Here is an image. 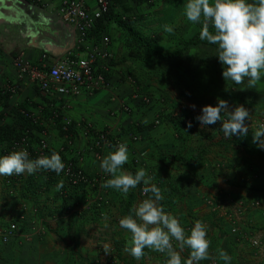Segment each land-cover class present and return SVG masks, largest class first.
Returning <instances> with one entry per match:
<instances>
[{
	"label": "crops",
	"instance_id": "crops-1",
	"mask_svg": "<svg viewBox=\"0 0 264 264\" xmlns=\"http://www.w3.org/2000/svg\"><path fill=\"white\" fill-rule=\"evenodd\" d=\"M60 2L61 0H0V89H5L8 84L19 85L15 95L4 97L5 100L0 96V131L5 136L10 134L9 138H12L23 129H28L35 138H39L40 132L45 130L50 156L53 152L59 153L64 144L60 121L56 124L48 121L52 111H57L60 118H69L71 121L75 149L83 150L93 139L91 135H84L81 128L83 122H91L98 130L110 128V137L122 141L128 148L129 159L123 165V170L133 174L140 168L146 170L148 176L152 177V184L161 190L163 200L160 203L166 212L179 219L185 235L190 234L196 220H201L206 225L210 258L201 260L199 264H208L213 258L219 264H225L218 256V249L227 251L231 257L230 264H263L254 258L251 250H245L234 243L229 235L230 223L227 216L213 213L207 201L211 200L220 210L222 208L217 204L221 203V199L228 205L233 200H259L264 208V159H252L244 153L234 151L239 154L238 158L231 156L229 152H223L219 141L210 139L214 136L213 130L207 125L201 126L196 113L202 109L200 103L213 105L218 103V98L223 97L231 102L235 94L244 100L242 102L251 104L247 108L251 110L250 113L263 112L264 76L253 88L248 86V78L242 84H235L231 80L226 82L222 76L224 66L217 56L218 45L201 39L202 24L187 20L184 14L187 0H184L179 5L183 13L175 16L172 22L167 17L160 19V23L165 22L166 25L176 24L177 30L172 27V33L165 32L156 36L158 40L163 37L170 40L168 45L171 48L168 50H162L157 43L160 50H183L182 57L168 59L176 60L178 65L158 73V78L155 77L157 79L149 77L147 73L150 69L145 61L129 55L125 34L117 28L115 22L119 17H124L136 26L139 19L133 12L140 4L132 0H112L111 11L99 25V29L109 36L110 49L114 55L112 69L107 76V88L92 95L45 98L27 80L19 82L12 62L14 56L22 54L33 64L38 63L42 57L54 63L75 49L77 32L58 16ZM162 4L165 7V3ZM209 30L214 32L211 27ZM98 34L95 32L97 39L100 37ZM195 39L205 44L191 45ZM162 84L181 88L179 92L182 97L177 94L173 96L175 105L182 103L180 99L183 98L200 105L193 108L192 104H188L190 110L184 109L194 117V134L190 137H179L170 121L172 116L164 113H174L176 108L169 109L168 104H163L165 100L162 103L158 100L155 86ZM195 89L197 94H188ZM145 93L151 97L149 105L140 104L133 99V95L145 96ZM196 95L199 98H195ZM126 106L130 108L128 112L124 111ZM21 112L40 118L39 124L23 123L21 118L24 116ZM156 116L161 117V124L153 127L152 121ZM131 132H140V142L130 144L128 133ZM195 136L198 138L194 139ZM214 141L217 147L212 144ZM260 149L264 151L262 147ZM114 150L112 144L106 147L102 159ZM219 150L221 154L218 153ZM59 155L62 161L74 160L72 152L66 151ZM36 158L32 156L30 159ZM102 159L95 160L89 152L79 165L89 174L105 173L100 167ZM244 160L248 161L245 166L242 163ZM107 175L110 179V174ZM59 182L58 177L44 169L31 175L24 173L18 177L0 176V233L13 223L18 230L4 248L0 246V259L3 258V262L166 264V254L163 256L145 248L143 258L136 260L125 251L127 238L130 236L127 230L120 227L119 220L126 216L122 211L127 201L132 199V209L136 207L138 189L145 185L141 183L131 188L126 197L116 189L106 188L107 203L100 217L86 210H80L78 215L70 213V208L82 207L92 192L77 191L70 198L63 199L61 192L64 183L62 188L56 190ZM66 213L71 217L64 215ZM248 218L251 225L264 234V213L252 209ZM172 243L180 252L184 264L190 253L184 251V248L181 250L178 241L173 240ZM105 245L110 254L105 253Z\"/></svg>",
	"mask_w": 264,
	"mask_h": 264
},
{
	"label": "clouds",
	"instance_id": "clouds-1",
	"mask_svg": "<svg viewBox=\"0 0 264 264\" xmlns=\"http://www.w3.org/2000/svg\"><path fill=\"white\" fill-rule=\"evenodd\" d=\"M146 4L149 3L146 2ZM184 14L188 21L202 24L203 30L200 33L202 40L218 45L217 56L224 66L222 73L224 80L242 84L244 79L248 78V86L255 87L264 76V0H253V2L249 0H187ZM163 27L165 32H173L171 26ZM210 27L214 29V32L209 30ZM192 107L195 108V105ZM201 111L202 114L196 117L201 126L222 121V130L229 138L234 134L244 136L248 133V125L245 122L249 121L250 111L243 105H236L230 109L226 100L218 98L216 106L206 105ZM222 114L227 118L222 120ZM191 126L189 122L188 127ZM249 131H254L253 141H259L258 146L264 147V125L256 131L253 129ZM128 159L127 145L120 143L100 163L101 169L111 176L102 183V188L116 189L126 197L131 188L142 183L145 185L143 193L146 196L151 193V196H147L132 209L133 214L123 216L119 220L120 227L131 234L125 251L136 260H140L144 256V249L147 248L166 254V264H182L181 254L172 243L176 240L181 250L185 246L190 249V256L184 264H198L201 260L209 259L210 240L207 238L206 225L201 220H196L190 234L186 236L179 219L166 212L160 203L163 200L161 190L152 184V177L148 176L146 170L140 168L135 174L123 170V165L128 162ZM64 168L65 164L56 152L50 156L44 155L30 159L27 150H15L0 157V176L24 173L31 175L40 169L59 175ZM62 187L61 181L57 184L56 190ZM0 243H2L1 240ZM104 251L110 254L107 245L104 246ZM217 251L219 258L225 261V264H230L231 257L227 251L223 249Z\"/></svg>",
	"mask_w": 264,
	"mask_h": 264
},
{
	"label": "built area",
	"instance_id": "built-area-1",
	"mask_svg": "<svg viewBox=\"0 0 264 264\" xmlns=\"http://www.w3.org/2000/svg\"><path fill=\"white\" fill-rule=\"evenodd\" d=\"M153 1L155 0H148L147 2L153 4ZM111 9L112 0H93L92 4L91 0H61L57 14L64 23L76 30L75 49L68 52L62 60L54 63H50L46 57H42L38 63L33 64L28 62L22 54H17L13 58L12 65L16 70L19 82L27 80L35 85L40 95L45 98L54 96L76 97L81 94L92 95L106 89L108 86L107 76L112 69L114 55L110 49L109 36L102 33L97 39L94 32L98 21L109 13ZM18 90L19 85L17 83L8 84L5 89H0V95H8L10 97L15 95ZM133 99L144 102L146 105L151 103V97L149 96L135 94ZM129 110L128 106L124 108L125 112ZM21 114L28 122L39 124L40 118L31 113L21 112ZM201 114V110L196 113L198 116ZM193 118V116L189 115V118H186L187 122L192 123ZM226 118V116H221L222 120ZM48 121L52 124L60 121L64 144L59 153L72 152L74 160H63L65 168L59 175L52 171L47 172L55 175L60 182L64 183V188L61 192L63 199L70 198L69 196L75 195L74 193L77 191L88 190L92 192L91 199L86 201L82 207L71 208L70 212L73 215H78L80 210H86L102 217L101 213L107 203L105 198L107 189L102 188L101 185L109 179L108 175L103 172L89 174L79 164L83 162L84 156L89 152H91L95 160L100 161L103 150L106 147L111 146V144L116 147L123 142L110 137V128L105 127L98 130L91 122H83L81 128L84 135H91L93 139L83 150L75 149L69 118H60L57 111H52ZM245 123L248 125V131L252 129L256 131L261 125H264V116L258 119L249 118V121ZM160 124V116L154 117L152 126L157 127ZM215 124L222 129V121H217ZM128 138L131 145L137 144L141 140V136L135 132L128 133ZM0 148L1 157L15 150H27L29 158H32V156L37 158L44 155L49 156L50 152L45 130L40 132L39 138H35L28 129H23L18 136L11 138L9 141L6 139L0 140ZM13 177H18V175H13ZM143 188L141 186L138 189L136 206L149 196V193L147 196L143 193ZM207 204L211 205L213 213L220 215L219 208L215 207V203L209 200ZM229 206H231L229 213H225L230 223V237L234 239V243L243 249L251 250L254 258L264 264V234L252 226L248 218L252 209H258L264 213L262 202L259 200L249 202L233 200V202L230 201ZM97 208L99 211L95 212ZM16 232L17 227L13 223L7 230L0 233L1 242L7 243ZM188 250L186 252L190 253L189 248ZM208 264L219 263L216 258H213Z\"/></svg>",
	"mask_w": 264,
	"mask_h": 264
},
{
	"label": "rangeland",
	"instance_id": "rangeland-1",
	"mask_svg": "<svg viewBox=\"0 0 264 264\" xmlns=\"http://www.w3.org/2000/svg\"><path fill=\"white\" fill-rule=\"evenodd\" d=\"M177 1H179V0H171L170 1V5L165 4V7H164V4H162L163 2H157L155 4L137 3V4H140V5H139L138 8L135 9V11L133 12V14L136 17H138V19H139V21L136 23V26L140 29V31L142 32V34L145 35L147 38L153 40V38L155 39L156 36L159 37L161 33H165L163 26L166 25V23H164V24L162 22L160 23V19H164L163 17H167L172 22V20L175 18V16L178 17L181 13H183L182 7H179L180 4H177L178 3ZM167 25L173 27L175 29V31L177 30V28L175 27L176 24L167 23ZM164 38L165 37L160 38V40L157 41V43L160 45V48L162 50H166V49L168 50L169 48H171V46L168 45L170 43V40L167 39V38H165V39ZM144 61H145V64L150 69V72H148L147 75L149 77H153L154 79H157L158 77L156 75L158 73H161L163 70L169 69V68L172 69V68H174L175 65H178L175 62L176 60L157 61L156 59H146ZM184 63H186V62L184 61ZM187 64H189V63H187ZM155 77H157V78H155ZM225 86H227V84ZM155 89H156V92H157L156 93V96H157L158 100L161 103L165 100V103L163 102V104H168V106H170V107H168L169 109H171L172 107L176 108L174 110V113H169V112L166 113L164 111V113L165 114H168V116L177 115V113H176L177 110L178 111L180 110L181 113L179 111L178 114H183L186 118H189V114L187 112L190 110V107H188V104H192V105H195V106H200L201 105V108L203 106H206V104H202V103H200V105H198L197 103L188 102L184 98L183 99H180V101H182V103L179 102L178 104L175 105L174 103H176V102L173 101L174 100L173 96L175 94H177L178 97H182L181 96V93L179 92L181 90L180 87L165 86V84H162L161 86L160 85L155 86ZM236 89L237 88L235 87V90ZM189 93H192V95H194L196 93V91L193 90V92L190 91V92H188V94ZM222 99H224V97ZM236 99H237V101H236ZM224 100L227 101V98L224 99ZM242 101H244V100L241 99L240 96H238L237 94H235V95H233V100L231 102H229V101H227V102H228V105H229L230 109L234 108L236 105H243L245 108H248V106L251 105V104L248 105L247 103L242 102ZM216 104L217 103H214L212 106H216ZM166 109L167 108H165V110ZM184 109H186L188 111L186 112V111H184ZM250 114H251L250 115V118H261V117L264 116V111L261 112V113H258L259 115L258 114H254V113H250ZM222 116H226V115L222 114ZM193 123H192V126H191L192 128H194V124ZM214 125L215 124H211V125H207V126L209 128H211V130H213L215 132ZM252 132H254V131H252ZM223 136L225 137L226 140L228 139V137L225 135L224 132H223ZM220 137H222V136H220ZM195 138H198V136H195L194 139ZM210 139H212V140L213 139H216V142L217 141H220L219 137H217L216 134H214V136L212 138H210ZM216 142L214 141V142H212V144H215L216 147H217ZM258 144H259V141H258ZM219 147H220V149L223 150V152L225 151V152L231 153V156L232 155L233 156H237V157L239 156L238 153H235V152H238V151H235L232 148L229 149V150H227V149L221 147L220 145H219ZM262 148L264 149V147H262ZM218 153L221 154V151L218 152ZM238 158H240V157H238ZM242 163H243V166H245L246 164H248V161L247 160H244V161H242ZM248 169L250 170L251 168L248 166ZM91 197H92V194L89 197L86 198V201L90 200ZM120 201H121V199L119 200V204H120ZM223 202H224V200L221 199V203L218 202L217 205H220V207L222 209L220 210V208H219V212H220L221 215H223L225 217L226 216V213L225 212H228L229 213L230 206L227 203L224 204ZM70 210H71V208L68 211H70ZM67 213L69 214V212H67ZM67 213L64 214V215H68ZM68 217H71V215H68ZM127 234L129 236L131 235L130 233H127ZM129 238H127V240ZM5 245H7V244L0 243L1 248H4ZM187 250H188V247L185 246L184 247V251H187ZM161 255H163V253H161ZM158 258L160 260V256L159 255H158ZM3 261H4L3 258L0 259V264H7V263H5ZM64 264H68V263H64ZM73 264H75V263H73ZM80 264H86V263H80ZM103 264H109V263L106 262V263H103Z\"/></svg>",
	"mask_w": 264,
	"mask_h": 264
},
{
	"label": "trees",
	"instance_id": "trees-1",
	"mask_svg": "<svg viewBox=\"0 0 264 264\" xmlns=\"http://www.w3.org/2000/svg\"><path fill=\"white\" fill-rule=\"evenodd\" d=\"M148 0H137L138 3H146ZM171 0H155L153 1V4L157 2H164L165 4L170 5ZM184 0H179L177 1V4H180L181 2L183 3ZM181 3V4H182ZM164 13V12H163ZM108 15V14H107ZM105 15L103 19L107 16ZM165 19V17H163ZM98 21V25L96 28V33L102 34L105 33L104 31L99 29V25L102 22V20ZM116 26L117 28L125 34L126 40H127V46L129 48V55L133 58L136 59H156L157 61H164L168 59H180L182 57L183 50H176L173 52H163L160 50V48L157 47V41H159L156 37L155 39H149L146 36L142 34V32L139 30L138 27L134 25V23L123 17H119L116 19ZM163 24L165 22H162ZM106 34V33H105ZM205 44V42H199L197 39L192 40L191 45H198V44ZM197 89H195L196 91ZM197 94V93H195ZM2 96V99L5 100L8 95H0ZM145 96H149L148 93H145ZM150 97V96H149ZM193 97V96H192ZM195 98H199L196 97ZM144 103L140 101V104ZM23 123L28 124L29 122L25 120L24 118H21ZM171 123L176 129V132L179 137L181 135H184V137L188 136L190 137L191 135L194 134L193 128L188 127V122L185 116H182L177 113V115H174L170 118ZM193 123V122H192ZM191 123V125H192ZM214 134L217 135V137L220 138L219 145L222 146L223 148L229 150V149H234L235 151L244 153L246 156L254 159V158H263L264 159V151L260 149L258 146V141L254 142L253 141V133L252 131H248L247 135L241 136V135H232L231 138L228 137L226 140L225 137L223 136V130L217 125H214ZM179 132V133H178ZM184 133V134H182ZM19 134V133H18ZM17 134V136H18ZM140 134V132H139ZM4 136V137H3ZM222 136V137H220ZM6 137V138H5ZM10 134L9 135H4L2 131H0V140L8 139L7 141L11 140ZM13 138V137H12ZM198 159V158H196ZM133 200H129L126 203V206L124 207V210L122 211L125 215L131 214L132 207H133ZM99 211L98 208L95 210V212Z\"/></svg>",
	"mask_w": 264,
	"mask_h": 264
}]
</instances>
